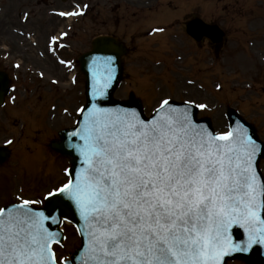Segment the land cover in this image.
<instances>
[{"label": "snow or ice", "instance_id": "snow-or-ice-1", "mask_svg": "<svg viewBox=\"0 0 264 264\" xmlns=\"http://www.w3.org/2000/svg\"><path fill=\"white\" fill-rule=\"evenodd\" d=\"M113 60L92 58V101L68 133L81 167L65 169V181L44 194L49 209L22 196L0 207V264H72L57 256L62 235L48 227L63 207L83 222L79 264H227L233 253L264 245V173L254 159L261 149L247 127L216 134L194 119L192 110L207 105L191 99L175 105L164 97L150 118L104 107ZM233 226L244 240L232 239Z\"/></svg>", "mask_w": 264, "mask_h": 264}, {"label": "rangeland", "instance_id": "rangeland-1", "mask_svg": "<svg viewBox=\"0 0 264 264\" xmlns=\"http://www.w3.org/2000/svg\"><path fill=\"white\" fill-rule=\"evenodd\" d=\"M78 5L87 6L88 13L73 20L60 15ZM192 13L224 29L220 48L209 50L185 34L183 21ZM151 27L160 30L148 36ZM59 29L66 34L61 35L64 46L53 55L46 41ZM97 34L118 35L134 50L123 58L124 80L116 98L127 99L133 91L147 115L164 97L195 100L207 105L197 114L210 118L215 131L227 130L231 106L264 141V0H0V65H19L11 69L17 79L0 109V145L12 141L13 150L0 168V207L20 196L43 198L65 181L67 161L45 142L71 124L66 109L73 113L78 102L84 103V84L77 74L76 85L67 86V68L54 57L72 61ZM59 78L62 83H52ZM260 160L264 173V155ZM78 244L69 225L57 256L66 259Z\"/></svg>", "mask_w": 264, "mask_h": 264}, {"label": "water", "instance_id": "water-1", "mask_svg": "<svg viewBox=\"0 0 264 264\" xmlns=\"http://www.w3.org/2000/svg\"><path fill=\"white\" fill-rule=\"evenodd\" d=\"M192 24H193V22L190 23L189 25H192ZM200 25H201V28H211V27L204 25V24H200ZM211 29H212L211 35H215V36H211L212 39L219 40L222 33L218 32L215 27H212ZM101 41H104L105 43L102 44V43H100ZM124 51H125L124 46L121 43L116 42L115 39H113L111 37L100 36V37L95 38L92 41L91 50L82 54L79 57L80 69L84 73L85 81H86V95H87V103L86 104H89V102L92 101V97L90 95L91 85H92V73L90 72V69H89L92 58L94 56H97V55L112 56V57H114V60H113L114 80L112 83V87L108 89V96L104 98L106 103H104L103 106L104 107L121 106V107H127V108H134L137 112H139L141 114L139 102L136 100H133L132 97L127 102L115 101L111 97V94H112L114 88L116 87V85L119 81V77H120L119 55L121 53H123ZM6 90H7V79H6V77H3L0 74V100L3 96V94L6 92ZM229 114H230V123H231L230 125H231V127L235 126V124H236L235 122L239 121L237 123L244 124L247 127L249 134H251L253 136V138L256 140L258 147L261 149L260 151L257 152V154L254 158L256 161H258V158L261 156L262 151H263V145L259 141H257L252 127L250 125L242 122L235 115V113H233L232 111H230ZM82 119L83 118L80 115L78 121H82ZM202 123L206 124L210 128L208 121H204ZM76 126H77V124L72 128L65 129V130H62L61 132H59L61 139L52 144V147H54L55 149L60 151L63 155L69 157V161L71 163L70 169H72L73 171H75L76 169H79L81 167V163H82V158L79 157L76 152L71 151L67 147L68 133L71 132ZM77 142H79V141H77ZM5 157H6V152L5 151L2 152L0 150V159L5 158ZM46 209H49V205L45 202V207L42 208V210H46ZM53 214H60L61 217L70 218L72 220V222L76 225L77 229L83 228V222L80 220V217L76 213L74 208L69 209L67 207H63L61 209L53 210ZM54 226L55 225H51V224L48 225L50 230L59 231L57 228H54ZM78 232H79L80 238H81V246L78 250L75 251V254H73L71 256L73 264H79V262L76 261L74 258L81 256V253L84 251V245H85L84 236L81 234L80 231H78ZM230 232H231L232 239L235 241H241V240L245 239V234H244L243 230L237 226H233L230 229ZM234 257H240V258L246 260L249 264H264V245H253V247L251 249H249V251L247 253H233L230 257H226V260L234 258ZM83 258L86 259V257H83Z\"/></svg>", "mask_w": 264, "mask_h": 264}, {"label": "flooded vegetation", "instance_id": "flooded-vegetation-1", "mask_svg": "<svg viewBox=\"0 0 264 264\" xmlns=\"http://www.w3.org/2000/svg\"><path fill=\"white\" fill-rule=\"evenodd\" d=\"M205 39L201 40L200 44L204 43ZM207 45H209V42H206Z\"/></svg>", "mask_w": 264, "mask_h": 264}]
</instances>
